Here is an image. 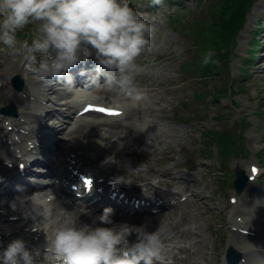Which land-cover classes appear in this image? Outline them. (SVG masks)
<instances>
[{"label":"rangeland","instance_id":"rangeland-1","mask_svg":"<svg viewBox=\"0 0 264 264\" xmlns=\"http://www.w3.org/2000/svg\"><path fill=\"white\" fill-rule=\"evenodd\" d=\"M182 1L183 5L180 6L177 0H164L165 7L151 8L148 7L149 0L144 4L143 0H129L131 7L139 13L147 12L146 17L148 18L151 14L158 12V15L154 17L159 20L160 24L152 23L154 29L153 47L148 54L143 55L146 58L145 61L137 63L140 69L135 75V82L148 92L149 99L141 103L139 111L132 109L129 117L147 115L148 123H151L138 134L144 145L134 146L131 152L125 154L136 156L139 162H143L140 166L130 169L134 178L141 173V179L155 183L158 179L161 180L178 172L191 176L190 182L186 181L181 194L192 192L193 196L179 207L174 208L171 214L168 211H162L149 216L152 220V227L163 222L169 225L173 217H189L192 223L186 228L185 235L190 237L189 241L194 244L195 252L192 253L194 250L188 249L186 254L192 253L191 257L185 262L176 264H208L209 256L211 264H222L223 237L227 233L223 231L220 223L223 222L225 213L222 208L228 206L227 197L230 193H234L232 187L234 168L245 169L244 153L252 155L258 160L261 159V154L263 160L259 161L264 164V20L262 18L264 0H257L252 4L243 29L233 39H229L228 45H231L232 53L231 64H229V73L233 80L232 92L217 101V104L208 108L206 112H203L202 106L195 102L187 103L185 108L178 107V102L193 98L192 88L171 90L168 85L178 83L186 76L182 73L184 72L181 68L182 60L187 56L195 58L197 54L196 48L194 51H190V42L184 35V26L196 16L199 20H203L209 12V3L216 0H202L197 7L193 0ZM166 4H169L170 7ZM259 22H261L260 27H258ZM257 28V40L260 48L250 65L252 73L245 78L247 81L245 89L243 92H239L237 86L242 76L241 61L251 53V40L255 38L256 34L253 31ZM26 31L23 30V32ZM27 40L31 43L30 36L27 37ZM176 48H183L181 55L178 56L175 53L174 49ZM5 62L11 66L10 70L4 68L5 75L12 76L22 71V67ZM206 88L215 90V87L210 86V83ZM210 100V96L204 99L205 102ZM5 101L4 98H1L0 104L3 105ZM13 105L18 109L22 107V103L18 104L16 101H13ZM222 108L225 111V117L217 126L236 132L238 129H243V132L238 135V140L244 150L243 153L238 151L228 155L224 162H220L214 155L215 145L210 148V155L204 152L202 149L203 139L198 131L202 127H211L210 122L212 121L208 120L207 116L216 114ZM193 109L201 113L202 123L199 126L179 121L178 115ZM204 116H206L205 119ZM117 124L120 126L119 123ZM115 155L118 156L117 153ZM188 164L194 166L188 169ZM164 169L170 174H164ZM203 169L215 170L217 173L223 174V178H227V180L217 182V179H214L212 175L203 173ZM255 184V187L264 190V176L260 184ZM162 187L164 190H168V187ZM245 193L244 191L240 194ZM176 196L178 195H175V198ZM20 200L23 204L25 203V200ZM259 200H255L249 206L256 208V211L263 210L264 203H259ZM257 202L258 204H256ZM195 211L196 216L192 214Z\"/></svg>","mask_w":264,"mask_h":264},{"label":"clouds","instance_id":"clouds-1","mask_svg":"<svg viewBox=\"0 0 264 264\" xmlns=\"http://www.w3.org/2000/svg\"><path fill=\"white\" fill-rule=\"evenodd\" d=\"M148 7L163 8L164 0H149ZM30 24L35 25L31 43L19 41L18 32ZM153 31L129 0H0V52L19 53L25 70L50 83L72 79L69 69L86 62L94 51L96 75L88 84L99 86L103 75L107 89L133 107L149 99L135 75L139 58L152 50ZM174 51L179 56L183 48ZM212 56L211 51L205 53L202 64H215ZM26 211L33 219L50 215L41 202H32L24 215ZM113 215V209L105 207L91 223L64 220L46 233L42 251L14 239L0 252V264H36L40 256L43 264H172L165 257L166 226L148 231L146 224L114 223Z\"/></svg>","mask_w":264,"mask_h":264},{"label":"trees","instance_id":"trees-1","mask_svg":"<svg viewBox=\"0 0 264 264\" xmlns=\"http://www.w3.org/2000/svg\"><path fill=\"white\" fill-rule=\"evenodd\" d=\"M254 1L255 0H218L210 4L208 16L203 21L196 22L195 30H192L196 35L194 41L200 56L197 61L192 63V77L203 78L205 75L210 74V70L214 65L218 67L217 71L219 74L227 69L232 55L231 45L227 46V44H229V39H233L241 29L245 21V15ZM223 42H226L225 46H222ZM208 51L213 53L212 59L215 60L216 63H209V65L205 66L202 64V58ZM195 83L201 85L203 82ZM228 83V81L221 82V91L223 93L228 90ZM203 94L204 92L201 91L195 93V96L197 99H201ZM216 135L220 153L223 154L224 151L227 150L226 145L231 144L232 140H230L228 135L222 132H216Z\"/></svg>","mask_w":264,"mask_h":264},{"label":"bare ground","instance_id":"bare-ground-1","mask_svg":"<svg viewBox=\"0 0 264 264\" xmlns=\"http://www.w3.org/2000/svg\"><path fill=\"white\" fill-rule=\"evenodd\" d=\"M76 67L77 66H75V68ZM73 68H72V70H74ZM25 89H28V84H26ZM45 90H46V92H45ZM35 92L40 93L42 95V99H44V100L46 99L47 100V104H45L44 106H48L49 104H52V105H55V106H57L59 108V111L57 110L56 113L54 114V116H59V115H62V114H64L66 112V109L68 108V106H64V105H66V102H67L66 101V98H68L67 94L59 93L60 94L59 98L58 97L56 98V96H53V98L49 99V96H48L49 94L58 93L49 84H45L43 86V89L36 88ZM23 102H27L26 103L27 105H25V107L22 109L23 116H24L25 119H32V118L35 119V117H33L31 113L33 111L36 112L37 110L43 111V109H42L43 106L42 105H38L37 103L32 102V101H24L23 100ZM129 103H131V102H129ZM48 113L49 112L46 111L45 115H48ZM105 119H111L112 120V118H105ZM36 123H37V121H35L33 123V128L35 127ZM147 123H148L147 119L145 117H142L141 119L135 120L133 124L139 130V129H142V127H144ZM57 125H58V122H57V124L55 123L52 126V129H57ZM109 125H110V128H111L112 131L115 128H117L111 122H110ZM40 132L42 133V136L40 138H36V140L39 141L38 149H41V148L47 149L48 145L46 143L48 142L49 132L50 131H48L46 129H42ZM122 132L126 133V135H127L126 138L123 139L124 140L123 146H125L127 149L133 148V145H135V146H143L144 145L143 140L140 139L138 134H136L137 131L136 132H131V131H128V130H123ZM0 147H2V145H0ZM252 188H253L252 190H251V188L249 189V193L251 194L250 196L253 198V200H259V199H263L264 198V190H262V189H260L258 187H255V186H252ZM162 192L167 193V191L159 190L158 195H161ZM50 193H52V192H50ZM160 198H163V197L160 196ZM53 202H54V207L57 209V213L55 215L56 217L57 216L64 217V213L70 214L71 217L73 218V220H75L77 222V225H79L80 223H91L92 218L96 216L95 213H88L87 215L83 214V213H79L78 211L74 210L72 207H70L69 205L65 204L64 202H63V208H60V209H63L64 211H63V213H59L58 212V206H57V204H55V203H58V202H56L55 200H53ZM13 205H15L14 202H12V204L6 203L5 207L14 210ZM168 207H170V206H168ZM176 207H179V204H176L174 208H176ZM20 208H21V206L17 207L15 205V210L14 211L16 212ZM174 208L169 210L168 213L171 214L172 210ZM165 217H166V215H165ZM112 219H113L114 223L126 222L128 224L137 225V226L142 225V224H146L147 225V230L149 228H151L152 231H155L157 229L155 227H158V226L152 227V220L150 218H146L144 216L143 217H132V216H124V215H122V216H114L113 215ZM46 221H45V224L47 223ZM172 222L173 221H171L170 224ZM174 222H176V224H178L177 225L178 228H180L181 225L183 224L181 218H178V219L176 218V220ZM253 222H254V220H253ZM37 224L42 225L44 223L37 222ZM160 225H164L165 226V223L163 222ZM105 226H109L110 227V225H105ZM259 242H262L264 244V236H259V237L253 238V239H250V237L236 236V237L231 239V246L233 248L237 249V250H243L245 248L258 246L260 244ZM246 257L249 260L250 264H257V262H258V264H262L264 262V252L258 253L256 251H253L249 255H247Z\"/></svg>","mask_w":264,"mask_h":264},{"label":"water","instance_id":"water-1","mask_svg":"<svg viewBox=\"0 0 264 264\" xmlns=\"http://www.w3.org/2000/svg\"><path fill=\"white\" fill-rule=\"evenodd\" d=\"M236 180H235V184L237 185L238 189H241L245 183L246 180V176L245 175H240L238 169H236Z\"/></svg>","mask_w":264,"mask_h":264},{"label":"snow or ice","instance_id":"snow-or-ice-1","mask_svg":"<svg viewBox=\"0 0 264 264\" xmlns=\"http://www.w3.org/2000/svg\"><path fill=\"white\" fill-rule=\"evenodd\" d=\"M99 111H105V109H99ZM89 183H90V181H89Z\"/></svg>","mask_w":264,"mask_h":264}]
</instances>
